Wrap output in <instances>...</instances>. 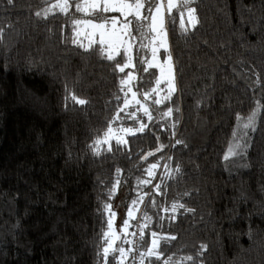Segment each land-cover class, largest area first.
Listing matches in <instances>:
<instances>
[{
	"label": "trees",
	"instance_id": "1",
	"mask_svg": "<svg viewBox=\"0 0 264 264\" xmlns=\"http://www.w3.org/2000/svg\"><path fill=\"white\" fill-rule=\"evenodd\" d=\"M53 3L0 0V264H104L109 207L138 208L130 231L147 224L124 264H140L153 232L163 256L144 264H264V0H195L186 32L177 11L167 14L176 90L145 100L158 71L134 57L133 91L151 113L138 120L121 112L131 70L102 58L98 43H72V20L96 18L35 15ZM258 105L254 130L244 129ZM142 124L96 143L110 127Z\"/></svg>",
	"mask_w": 264,
	"mask_h": 264
},
{
	"label": "snow or ice",
	"instance_id": "2",
	"mask_svg": "<svg viewBox=\"0 0 264 264\" xmlns=\"http://www.w3.org/2000/svg\"><path fill=\"white\" fill-rule=\"evenodd\" d=\"M14 0H7L8 4H13ZM195 0H179V2H176V0H167V4L165 5L163 0H161L160 3H154L153 0H83V2H80V0H56V3L51 4L49 7H46L43 12L37 11L35 15L37 17H43L44 19H47L50 14L54 15L55 12L62 13L64 15H69L70 10L72 8L75 9L76 12H82L85 16L89 17H95L97 21L99 22H93L92 19H80V18H74L72 20L73 25V31L74 36L72 39V43L74 45H77L81 48H83L85 51H89L92 49V45L94 43H98L100 47L98 49H94L100 52L102 58H106L109 61H115L116 68L120 72H124L125 68H128L131 64V57L127 56V47H124L126 44L131 45L132 41L137 40V36L134 33H139L140 37H144L148 35L149 32L151 33H157L158 35H164L165 34V11L168 14H171L172 10L174 8L179 9L180 7H183L186 9L188 16L190 17L189 23L192 27H195L197 23V19L195 16L196 9L193 7H190V4H193ZM154 9V11H153ZM142 10H144L142 12ZM109 12H118L120 14V17H123V19H120L119 17H107V16H100L99 13H109ZM129 17H132L130 19ZM83 25L85 28H91L93 31L91 33L85 32L84 35L88 39V45H85L78 37L80 36V26ZM147 29V31H145ZM181 29L182 31L186 32L187 28L184 26L183 20L181 21ZM3 29H0V32H2ZM98 36V39H95ZM156 37H152V43L155 42ZM141 48L145 47L143 40L141 39L140 45ZM160 47L164 48L167 51V44L166 41L161 40L160 41ZM121 48H123V54L121 53ZM157 54V48H152V56L153 61L156 59ZM122 55L125 57L123 64H121V61L116 60V56ZM171 54L169 53L167 60L163 62V64L157 65L154 64L151 61H142L141 63H146L147 67L143 69V71L148 72L150 68L159 66L160 68V78L156 79L155 83L156 85H160L162 82H164L165 78V69L167 67V72L170 75L171 74ZM128 80L132 79V73H127ZM128 80H121V84L128 83ZM169 85V94L165 96L163 99H169L171 92L175 91L174 84L172 79H168L167 81ZM157 89L153 88L151 89V92H145L144 98L147 100L152 93H156ZM71 99L75 101V103L83 105L86 103L83 99H78L75 95L71 96ZM156 104H160L163 101L161 99H156L153 101ZM125 106L128 105V101L125 100ZM137 104L140 103V101H136ZM141 107H144L141 105ZM144 112L146 115L149 116V119H151V113L149 112L147 107H144ZM172 112V109L169 108L167 112L163 113L164 116L170 115ZM259 112V105L251 115L247 118V122L243 123L244 129L251 128L254 130L255 128V119ZM134 115V113H133ZM238 121L241 119L240 117H237ZM145 127V125H141V130ZM126 131H131V129H128ZM111 132V128H109V132L105 133L107 136ZM234 137L236 136V133L233 134ZM97 144L100 143V141H96ZM177 143H181L180 141H177ZM241 145L239 143L235 144L234 146H230L228 149L227 154L225 155L224 159H229L230 156H233L236 154L235 149L240 148ZM247 146H245L246 148ZM159 150V149H158ZM151 155V153H149ZM156 164H152L150 168L147 170L149 176L153 175L152 169L156 168ZM179 171V169H177ZM138 183H147L145 181H139ZM159 187V186H157ZM140 201H143V196H141ZM154 203V202H153ZM137 204V201H133V205L135 206ZM183 208V204H173L172 205V211L175 212L177 208ZM110 211V207H109ZM186 211L191 212L192 209H186ZM115 213H111L110 211V218L107 223V228L111 230L113 228V220L112 217H114ZM129 219H125L123 221V225L120 228L121 232H125L127 228L130 227L129 220L133 219V211L132 209L128 212ZM174 218V217H173ZM150 217L145 216L146 221H150ZM147 227V224L140 225V240H143L144 238V232L143 229ZM105 237V242L102 245V256L104 260V264H108V256L110 253H119V256H113V259L118 261V264H124V260L128 259L130 254L137 250L140 245L137 242L132 241H125L131 245L128 249H125L124 247L120 246H114L113 242L109 239V231H105L103 233ZM159 237L155 232L152 233V242L151 246H147L145 244V248L143 251L139 252V260L140 264H144L145 259H149L151 257H155L157 260H160L163 256V253L158 250V241ZM169 240H175V236L168 237ZM206 245L200 246V252L198 255H202L203 251L206 250ZM133 260L136 259V257H132ZM194 258L192 256L186 257V260L191 261ZM171 257H168L163 260V264H170Z\"/></svg>",
	"mask_w": 264,
	"mask_h": 264
},
{
	"label": "rangeland",
	"instance_id": "3",
	"mask_svg": "<svg viewBox=\"0 0 264 264\" xmlns=\"http://www.w3.org/2000/svg\"><path fill=\"white\" fill-rule=\"evenodd\" d=\"M80 2H83V0H80ZM89 2H91V0H89ZM154 3H160L161 0H153ZM164 4H167V0H163ZM176 2H179V0H176ZM190 6V5H189ZM191 7V6H190ZM177 11V13L179 14L181 20H183L184 25L188 26V27H192L191 24L189 23L190 21V17L187 14L186 9H184L183 7H180L179 9L174 8L172 11ZM144 10H142L143 12ZM154 11V9H153ZM82 13V12H79ZM112 13V15H110L109 17H119L120 19H123V17H120V14L118 12H109ZM108 13V14H109ZM83 14V13H82ZM101 14V13H99ZM106 13H103L102 15H105ZM168 13L165 11V17ZM130 19H132V17H129ZM93 22H99L97 20L93 21ZM80 36L78 37L85 45H88V39L85 37L84 33L88 32L91 33L93 31V29L91 28H85L83 25L80 26ZM147 31V29L145 30ZM155 36V42L152 43V37ZM98 39V36L95 38ZM141 39L143 40V43L145 45L144 50L141 51L140 55L136 54V51L141 50L142 48L139 46L140 45V41ZM164 40L166 41L167 44V51L160 47V41ZM124 47H127V56L131 57V64L128 68L125 69H130L132 73V79L128 80V76L125 78V80H128V83L123 84L124 86V94H125V100L128 101V105L125 106V103L123 104V107L121 109V112L125 115V117H127L128 119H135V117H137L138 120V116L140 115V113L144 114V116H146L145 112H144V107H146V105L144 104L143 100L141 98H139L133 91V83L136 81V74L132 71L133 69V59L134 57H138L140 59L143 60H147V61H151L154 64L160 65L163 64V62L165 60H167L168 55H169V41H168V36H167V31H166V25H165V34L164 35H158L157 33H151L149 32L148 35L144 36V37H140V34L137 38V40L132 41L131 45H125ZM156 47L157 48V54H156V59L155 61H153V56H152V48ZM120 51H123V48H121ZM171 64V74L169 75L167 72V67L165 69V78H164V82H162L160 85H155V88L157 89V92L154 93V95L156 96V99H161L163 100V98L165 96H167L169 94V85L167 83L168 79H172L173 84H174V88L176 90V83H175V78H174V70H173V64H172V59L170 61ZM147 65V64H146ZM156 68L158 71V78H160V68L159 66L153 67ZM175 91H172L171 94H173ZM171 96V95H170ZM124 100V102H125ZM136 101H140L139 104L136 103ZM141 105H143L144 107H141ZM134 113V115H133ZM111 128V127H110ZM128 129H131V131H126ZM141 129V125H137L134 128H126V127H122L120 129H113L111 128V132L106 136H104L101 140L99 144H106L108 143L110 140H118V141H124L125 137L127 135H132L134 133H136L137 131H139ZM109 132V129L106 133ZM156 169V168H155ZM155 169H152L153 174L155 173ZM153 175L149 176L152 177ZM132 209L133 211V219L129 220L130 223V227L127 228L126 233L125 232H121L120 228L123 225V221L125 219H129L128 216V212L129 210ZM138 210V208H137ZM135 207H130L128 209V211H126L125 213H122L120 210L117 211L116 209H112L110 210L111 213H115L114 217H112L113 220V228L111 230L108 229L109 231V239L113 242L114 246H120V247H124L125 249H128L129 247H131V245L125 241H132L133 238H135V235L139 236L140 232L135 231V230H129L132 225H133V220L135 218H138V213ZM110 211H109V215H108V220L110 218ZM140 227V226H139ZM138 227V228H139ZM158 245H159V241H158ZM151 246V245H150ZM118 253V252H117ZM119 256V253H118ZM127 260V259H126ZM124 260V263L125 261Z\"/></svg>",
	"mask_w": 264,
	"mask_h": 264
}]
</instances>
